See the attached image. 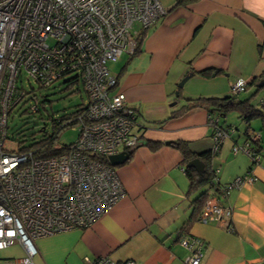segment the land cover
I'll return each mask as SVG.
<instances>
[{
  "label": "crops",
  "instance_id": "0c3cea01",
  "mask_svg": "<svg viewBox=\"0 0 264 264\" xmlns=\"http://www.w3.org/2000/svg\"><path fill=\"white\" fill-rule=\"evenodd\" d=\"M161 2L166 13L145 32L138 67L125 69L113 92L125 94L127 107L138 114L134 132L142 142L162 145L156 151L140 146L116 167L125 195L94 226L38 239V264H86V259L106 256L115 264H187L190 252L178 240L182 230L205 242L201 264H264V150L255 165L245 153L233 151L250 129L262 133L264 148L261 122L255 120L247 129L238 119L237 130L212 160L222 185L248 174L253 179L223 199L232 210V218L223 223L196 220L187 227L193 212L190 183L183 155L168 145L189 142L196 158L210 152L215 140L209 113L184 106L229 96L240 80L263 81L264 0H198L186 6H176L177 0ZM206 71H212L211 77L200 75ZM263 88L250 87L240 99L252 97L255 105H264Z\"/></svg>",
  "mask_w": 264,
  "mask_h": 264
},
{
  "label": "built area",
  "instance_id": "2783aa9c",
  "mask_svg": "<svg viewBox=\"0 0 264 264\" xmlns=\"http://www.w3.org/2000/svg\"><path fill=\"white\" fill-rule=\"evenodd\" d=\"M165 13L161 0H0V251L16 243L25 251L24 258L0 264H34L38 239L91 228L124 197L115 167L98 158L135 151L141 138L125 94L113 92L118 82L108 66L132 55L140 30L155 26ZM70 71L82 79L89 104L75 144L44 159L6 148L10 113L23 99L32 101L33 112L38 104L19 87L50 86ZM246 85L240 80L231 94ZM226 138L217 131L215 150ZM233 151L253 155L248 145ZM251 181L249 174L236 179L227 194ZM231 218V208L211 197L200 221ZM178 240L190 252L187 264H201L205 242L182 231ZM85 262L115 264L110 256Z\"/></svg>",
  "mask_w": 264,
  "mask_h": 264
},
{
  "label": "trees",
  "instance_id": "16d2710c",
  "mask_svg": "<svg viewBox=\"0 0 264 264\" xmlns=\"http://www.w3.org/2000/svg\"><path fill=\"white\" fill-rule=\"evenodd\" d=\"M196 1L198 0H177L176 6H182V5L186 6ZM146 31H148V29L140 30V33L138 34L136 38L137 49L130 56L134 57L141 53V47L143 44ZM73 73L74 72L72 71L65 72L62 75V77L55 83L59 82L62 79L67 78V81H66L67 87L68 88L78 87V89L76 90L77 93L81 91L79 88V86H81L82 91L85 94V103L78 105L77 108L71 113L65 112L63 115L54 117L52 119L48 117V119H50L51 121L52 132L48 135L45 129L46 127L44 126L43 128H41V131H40V133L42 134L41 137L37 138L35 137V135H31L30 141H29L30 143L27 145L25 144L27 140H24L23 142H19L20 145H18L17 150L20 153L32 154L34 159L57 157L65 153L66 151H68L70 147L73 144H75L74 142L70 144L61 145L58 141L59 135L63 130L71 126L82 125V122L86 118V114L89 108L88 96L84 88L82 79L79 76H77V74L75 73L73 74ZM211 73L212 71H206V72H202L200 75L203 77L209 78L212 75ZM218 73L219 72H217L216 70V72H214L213 75H216ZM119 75L120 74H118V76L114 75L117 79V82L119 81V77H120ZM261 80L262 79L255 78L247 82L244 92L250 87L257 86L258 83L261 82ZM263 80H264V76H263ZM55 83H53L50 86H42L37 83L36 84L31 83L30 89L25 88V87H19L25 90L28 94L35 95L36 98L38 99V104H37V108L35 112H33L31 109L32 101L30 102L29 100L27 101L26 99L25 100L23 99L20 102L21 107L24 108L22 114H27V115H31L32 117L33 116L35 117V115H37L41 111V109L46 111L47 106L52 108V101H50L48 96H44V95L42 96V93L45 90H50ZM263 89L261 90L256 89V91L260 92ZM241 94L242 93L230 94L229 96H226L223 98H215V97L200 98L199 100L189 102L186 106H184L183 110H190L193 108L205 109L209 113V123L214 130L213 132L214 138H215V135L217 134V131L222 132V135L226 134L227 138H231L230 132L237 130L236 129L237 127H235L234 124L225 126L220 123V120L221 119L225 120L226 117L230 113H236L238 116V119L246 125L247 129L252 128L251 127L252 122H254L255 120H259L262 125L261 131L264 132V105H260V106L255 105L252 102V97L245 99V100L240 99ZM137 120H138V114L135 112L134 122L136 125H138ZM223 123L225 124V121ZM250 132H254V130L250 129L249 132H246V140L244 144H242V146L248 145V147L251 148L252 153H253V155H251V161H252V164L255 165L258 163V161L253 160L254 157H262L263 155L264 148L262 146V133L260 131L258 132L256 131L260 135V139H253L252 136L249 134ZM140 140H141L140 146L145 145L152 151L158 150L162 145L159 142H153V141L142 142V139ZM223 143H217L216 150L214 148L215 147L214 145L213 149L210 152L201 154L200 158L204 159L206 163V169L203 174H199L197 170L193 167H188V164L194 159H196V154L192 151L191 144L189 142L174 141V142H170L169 144L174 149H177L178 151H180V153L183 155L184 160H183L182 165L184 168V172L190 183L189 190L187 192V197L192 199L191 203H192L193 212H192L191 218L187 222V227L193 221L201 220L202 215L204 213V208L206 206V203L211 197H217L219 201L223 205H225L223 199H225L228 195L227 190L229 189V184L222 185L216 173L217 170L212 168V160L220 151ZM98 159L105 165L111 166L110 161L108 159H103V158H98ZM115 170H116V167H115ZM182 232L184 233L185 231L182 230Z\"/></svg>",
  "mask_w": 264,
  "mask_h": 264
},
{
  "label": "rangeland",
  "instance_id": "374dc122",
  "mask_svg": "<svg viewBox=\"0 0 264 264\" xmlns=\"http://www.w3.org/2000/svg\"><path fill=\"white\" fill-rule=\"evenodd\" d=\"M139 28L140 27L137 26V29ZM108 67L112 74H121V78L125 74V69L132 70L138 67V55L134 57L124 55L117 62L110 63ZM66 81L67 78L62 79L55 83L50 90H45L42 93V96H48L50 101H52V108L47 106L46 111L41 109L35 117L33 116L34 118L31 115L22 114L24 108L21 107V104L13 109L8 118V139L5 145L6 148L17 149L18 145H20L19 142H23L24 140H27L25 143L26 145L29 144L31 135H35L37 138L42 136L40 131L44 126L49 135L52 132V126L48 117L52 119L63 115L65 112L71 113L78 105L85 103V94L82 91L81 86H79L81 91L77 93L76 90L78 87L68 88ZM222 121H225V124L226 122L233 124H238L239 122L236 113H230L226 119ZM80 129L81 126H71L66 128L59 135V143L63 145L76 142L80 135ZM242 130L244 131L243 126L240 124L239 131L241 132ZM239 131H237V133H240ZM24 257L25 251L19 243L0 251V260L20 259ZM38 260H40V255H37L33 259L35 264H38Z\"/></svg>",
  "mask_w": 264,
  "mask_h": 264
},
{
  "label": "water",
  "instance_id": "95a60500",
  "mask_svg": "<svg viewBox=\"0 0 264 264\" xmlns=\"http://www.w3.org/2000/svg\"><path fill=\"white\" fill-rule=\"evenodd\" d=\"M194 76V73L192 74H189L188 76H186L179 84V88H182L184 86V84L192 77ZM264 87V80L257 85V88H263ZM170 143H168L169 145ZM134 151L130 152V153H120L119 155H116V156H112L109 158V161H110V164L111 166L113 167H119V166H122L124 165L129 159H130V156L131 154L133 153ZM188 167H193L197 170V172L199 174H203L204 171H205V165L204 163L202 162V160H200V158H196L194 159L193 161H191L189 164H188Z\"/></svg>",
  "mask_w": 264,
  "mask_h": 264
}]
</instances>
